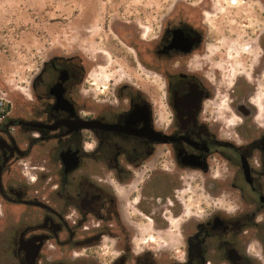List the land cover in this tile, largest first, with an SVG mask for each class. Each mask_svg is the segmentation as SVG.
Segmentation results:
<instances>
[{
    "label": "flooded vegetation",
    "instance_id": "obj_1",
    "mask_svg": "<svg viewBox=\"0 0 264 264\" xmlns=\"http://www.w3.org/2000/svg\"><path fill=\"white\" fill-rule=\"evenodd\" d=\"M116 6L0 116V264H264V19Z\"/></svg>",
    "mask_w": 264,
    "mask_h": 264
},
{
    "label": "rangeland",
    "instance_id": "obj_2",
    "mask_svg": "<svg viewBox=\"0 0 264 264\" xmlns=\"http://www.w3.org/2000/svg\"><path fill=\"white\" fill-rule=\"evenodd\" d=\"M116 4L141 7L152 19L163 18L173 4H186L192 13L201 8L208 19L215 17L213 12L264 19V0H0V116L5 106L9 114L18 113L40 62L72 47L82 51L89 19L95 37L104 20L117 18Z\"/></svg>",
    "mask_w": 264,
    "mask_h": 264
},
{
    "label": "trees",
    "instance_id": "obj_3",
    "mask_svg": "<svg viewBox=\"0 0 264 264\" xmlns=\"http://www.w3.org/2000/svg\"><path fill=\"white\" fill-rule=\"evenodd\" d=\"M8 109H9L8 106H5L4 111H7Z\"/></svg>",
    "mask_w": 264,
    "mask_h": 264
},
{
    "label": "bare ground",
    "instance_id": "obj_4",
    "mask_svg": "<svg viewBox=\"0 0 264 264\" xmlns=\"http://www.w3.org/2000/svg\"><path fill=\"white\" fill-rule=\"evenodd\" d=\"M234 3V2H233Z\"/></svg>",
    "mask_w": 264,
    "mask_h": 264
}]
</instances>
